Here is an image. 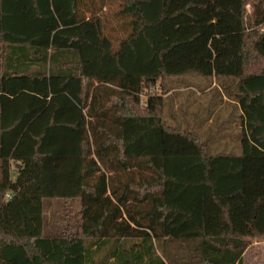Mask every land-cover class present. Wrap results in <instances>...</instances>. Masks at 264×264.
I'll return each instance as SVG.
<instances>
[{"label":"trees","instance_id":"trees-1","mask_svg":"<svg viewBox=\"0 0 264 264\" xmlns=\"http://www.w3.org/2000/svg\"><path fill=\"white\" fill-rule=\"evenodd\" d=\"M191 75L211 80L193 130L166 116ZM237 124L240 152L214 151ZM253 240L264 0H0V264H244Z\"/></svg>","mask_w":264,"mask_h":264},{"label":"rangeland","instance_id":"rangeland-1","mask_svg":"<svg viewBox=\"0 0 264 264\" xmlns=\"http://www.w3.org/2000/svg\"><path fill=\"white\" fill-rule=\"evenodd\" d=\"M250 9V5L247 7ZM156 9L155 5L152 10ZM109 12V11H108ZM143 72L149 73L154 70L153 63L149 60V55L143 52ZM211 84V80L199 75H191L176 80V88L171 91V95L166 101V116L170 125H179L185 129H196V125H202L205 122V116L209 112L210 93H206V88ZM216 86L214 82L212 87ZM149 92V90L147 91ZM152 92V91H151ZM145 99H143V104ZM225 101L228 98L224 97ZM224 106H220L218 110H222ZM234 108H230L225 105V109L218 112V115H223L226 119L230 115H237ZM224 111H227L224 113ZM239 113V111H238ZM212 122V121H211ZM207 127V125H205ZM209 126V125H208ZM230 125L225 127V130L214 138L212 148L214 151L224 152L227 154H236L240 152V137H239V125L237 128ZM198 128V127H197ZM215 129V128H213ZM209 135H203V139H207ZM11 173L13 179L16 177L15 165H12ZM10 196H7V199ZM76 204L70 206L71 211L76 210ZM69 210V211H70ZM47 216L51 219L52 214H58L57 216L63 218L66 214L64 203L61 201L51 202V206L47 209ZM143 254V252H142ZM244 264H264V240H253L249 249L244 253Z\"/></svg>","mask_w":264,"mask_h":264},{"label":"water","instance_id":"water-1","mask_svg":"<svg viewBox=\"0 0 264 264\" xmlns=\"http://www.w3.org/2000/svg\"><path fill=\"white\" fill-rule=\"evenodd\" d=\"M18 168L20 169L21 168V165H18Z\"/></svg>","mask_w":264,"mask_h":264}]
</instances>
